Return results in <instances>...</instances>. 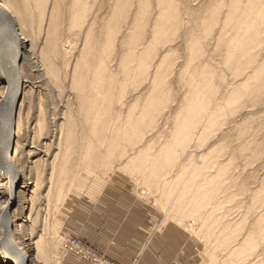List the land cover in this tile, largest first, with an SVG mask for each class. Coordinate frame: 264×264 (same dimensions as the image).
Masks as SVG:
<instances>
[{
    "label": "rangeland",
    "instance_id": "1",
    "mask_svg": "<svg viewBox=\"0 0 264 264\" xmlns=\"http://www.w3.org/2000/svg\"><path fill=\"white\" fill-rule=\"evenodd\" d=\"M4 1L30 48L9 216L38 264H120L72 218L115 192L183 230L197 264H264V0ZM1 18L8 104L16 45Z\"/></svg>",
    "mask_w": 264,
    "mask_h": 264
},
{
    "label": "crops",
    "instance_id": "2",
    "mask_svg": "<svg viewBox=\"0 0 264 264\" xmlns=\"http://www.w3.org/2000/svg\"><path fill=\"white\" fill-rule=\"evenodd\" d=\"M75 212L81 237L120 264H197L193 242L183 230L161 228L125 193H110ZM63 264L77 263L69 254Z\"/></svg>",
    "mask_w": 264,
    "mask_h": 264
},
{
    "label": "bare ground",
    "instance_id": "3",
    "mask_svg": "<svg viewBox=\"0 0 264 264\" xmlns=\"http://www.w3.org/2000/svg\"><path fill=\"white\" fill-rule=\"evenodd\" d=\"M14 8L7 1L5 2L4 0H0V15L3 19L6 20V23L9 25L8 27L10 28V32H7V33L8 34L11 33V35L13 34V42L16 45V51H15L13 60L11 61V64H10L11 71L13 72L12 76H14V79H13L14 83L11 80L12 83L10 84L15 85L14 92L10 98L8 107L6 106L7 101L4 104L3 103L4 100H0V165H1L2 170L4 169L8 176L7 183L4 184L5 190L2 191L0 189L1 190L0 191V239L3 241L4 243L3 245L7 246L6 247L7 249H5V252H7L6 262H10V263L12 262L14 264H38L40 261V258L37 256L36 258L33 257L31 248L28 247V245L25 242L18 243V241L16 240L14 232H13V224H14L13 218L9 216V208L11 204L15 202L17 199L18 187L20 185L19 183H21V180H22V172L20 169H18L15 158L10 157L12 141L15 140V136H16V131L13 129L14 124H15L14 109H15L17 99L19 95H21L22 93L21 71L17 69L16 66L18 65L17 63L20 62L23 57V51L18 46L22 45L25 48L30 49L29 47L26 46V41H28L29 38L26 36L23 30L24 23L21 21V19L16 17L17 16L16 10L18 9L14 10ZM21 12H24V11L22 10ZM27 15L29 16L30 14H28L27 12ZM29 21L28 23H31ZM16 35H18V37H16ZM1 50L2 49H1V44H0V57L2 58ZM1 62H5V60ZM3 64H4L3 66L5 67L7 71L8 65L6 66L5 63ZM2 72H5V71H2ZM0 73H1V70H0ZM1 79H3V75L0 74V80ZM14 154H17V149L14 151ZM25 187H28V185H26ZM13 212L15 213L16 209H14Z\"/></svg>",
    "mask_w": 264,
    "mask_h": 264
},
{
    "label": "built area",
    "instance_id": "4",
    "mask_svg": "<svg viewBox=\"0 0 264 264\" xmlns=\"http://www.w3.org/2000/svg\"><path fill=\"white\" fill-rule=\"evenodd\" d=\"M107 262H108V264H110L109 261H107Z\"/></svg>",
    "mask_w": 264,
    "mask_h": 264
}]
</instances>
